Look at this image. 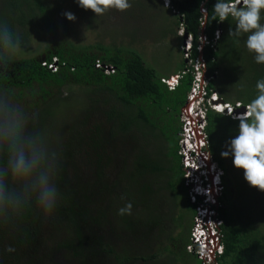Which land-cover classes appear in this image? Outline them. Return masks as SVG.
<instances>
[{
  "label": "trees",
  "instance_id": "trees-1",
  "mask_svg": "<svg viewBox=\"0 0 264 264\" xmlns=\"http://www.w3.org/2000/svg\"><path fill=\"white\" fill-rule=\"evenodd\" d=\"M70 1L80 12H86L74 0H0V22L17 35L20 46L29 41L32 32L43 31L47 42L37 56L16 59L15 54L6 66L0 67V94L9 96L28 115V111L37 112L36 126L29 131L43 128L40 115L52 117L57 103L70 104L71 97L62 92L65 87H85L82 90L87 100L79 125L66 134L60 149L51 150L56 153L53 181L59 192L54 211L45 216L31 199L19 210L0 213V264L162 263L158 255L141 251L140 245L149 252L155 240L160 241L164 231L168 232V226L154 216H162L159 201L169 202L165 193L169 189L176 193L171 156L183 183L178 154L180 112L191 91L193 75L187 72L172 91L162 82L166 77L147 66L142 54L132 47L103 43L79 47L65 40L54 18ZM214 2L170 0L166 11L193 36L191 59L203 58L206 77H212L208 91L221 85L219 94L223 100L232 98L230 101L245 106L257 94L256 81L264 79V64L254 62L248 67L252 73L251 78H246L249 82L233 86L227 81L231 72L237 71L235 62L240 63L243 37L237 40L228 35L233 21L217 23L213 19ZM145 3L148 5L147 0ZM160 9L154 3L147 10L154 16ZM131 16H138L134 6ZM202 23L210 44L200 50ZM217 32L220 37L215 41ZM225 63L229 69L222 70ZM107 67L113 71L107 72ZM188 68L183 59L180 71ZM219 73H223V79ZM237 123L231 116L213 110L207 114L209 151L227 174L225 160L231 157L222 158L220 153L235 135ZM5 159L6 153L0 150V164ZM164 170L171 176L169 186L162 175ZM237 174L240 176L232 173L239 192L237 203H231L232 185L229 187L227 182L224 207L219 210L225 249L218 264H264V192L250 187L242 170ZM250 188L254 190L253 197L249 195ZM130 192H135L137 198ZM126 203L132 205L131 215H118L117 210ZM187 204L194 214L188 198ZM172 205L168 213L173 217L174 201ZM147 209L152 211L150 217ZM191 226L184 229L188 236L183 248L187 255L196 257L186 249ZM122 236L130 237L134 246L116 243ZM8 247L14 251H6Z\"/></svg>",
  "mask_w": 264,
  "mask_h": 264
},
{
  "label": "clouds",
  "instance_id": "clouds-1",
  "mask_svg": "<svg viewBox=\"0 0 264 264\" xmlns=\"http://www.w3.org/2000/svg\"><path fill=\"white\" fill-rule=\"evenodd\" d=\"M74 2L82 9L91 10L96 16H101L110 9L124 12L131 7V0ZM165 7L170 8V0H166ZM202 12L206 10L202 9ZM212 13L217 23L233 21L234 26L229 27L228 35L237 40L243 37V45L252 55L253 61L256 64H264V0H215ZM173 14L178 15L176 12ZM64 16L69 21L75 20L71 12H65ZM180 25V45L185 54L188 41L191 40L193 47V36L186 32L182 23ZM203 26L205 24L201 25ZM185 34L188 35L186 40ZM219 35L217 32V39ZM20 44V39L9 26L0 22V67L7 65L10 58L20 49ZM181 74L180 71L171 79L162 78V82L166 84L163 80H177L179 85ZM255 89V98L242 107L245 111L233 117L238 121L236 133L226 142V150L220 155L222 158L231 157L232 166L242 170L244 181L250 187L264 192V79L256 81ZM228 111L231 112V108ZM28 125L29 116L24 108L6 94H0V150L6 153L5 161L0 164V213L19 210L29 200L34 199L43 214L48 216L56 208L59 196L53 181L56 153L49 150L39 132L29 131ZM223 181L226 192V172ZM183 186L188 198L184 178ZM131 209V203H126L117 210V214L131 215ZM6 251L12 252L14 249L8 247Z\"/></svg>",
  "mask_w": 264,
  "mask_h": 264
},
{
  "label": "rangeland",
  "instance_id": "rangeland-1",
  "mask_svg": "<svg viewBox=\"0 0 264 264\" xmlns=\"http://www.w3.org/2000/svg\"><path fill=\"white\" fill-rule=\"evenodd\" d=\"M145 1L131 0L132 5L128 10L124 12H118L110 9L103 14L104 16H96L91 12V10L80 12V10L76 8V5L70 1L57 15H55L54 21L59 27V34L65 40L71 41L76 46L87 47L98 43H103L104 45L110 46L132 47L142 54L147 66L154 69L159 76H164L171 79L180 72L181 66L183 64V58H185L183 54V48L180 45L181 41L177 37L181 32V23L178 25L176 18L172 17L170 13L166 11L168 10L165 7L166 0H147L148 5H146ZM154 3L160 6L161 9L159 14L151 16V13L148 10L151 9V5ZM133 6L137 11V17L131 16V9ZM65 12H71L75 16V20H67L64 16ZM97 17L99 18L97 19ZM124 28L125 31L123 32ZM113 30L119 31L121 35ZM111 31L112 34H110ZM128 32H130L131 36L133 37L132 40ZM117 35H119V37H117ZM159 38H161L160 41L158 40ZM46 44L47 42L45 39V33L43 31L38 33L32 32L29 41L20 46V49L16 52V59L37 56L44 50ZM239 56L240 63L235 62L237 71L234 73L231 72L230 78L227 80L233 86L249 82L250 80L246 78H251L252 75L251 72L249 73L248 67L252 65L254 61L252 55L245 49L244 45L243 52H239ZM221 67L222 70L229 69L228 64L226 63L222 64ZM219 76L221 79L224 78L223 73H219ZM220 87L221 85L216 86L215 91L218 94ZM83 88L85 87H65L62 92L65 93L66 96L71 97V101H69L70 104L67 106L64 102L57 103L52 108V111L55 112L52 117L51 114L48 116L43 114V117L40 115L39 120L42 122L43 128H38L37 132H39L46 145L50 147V151L52 149H60V147L63 145L66 134H69L72 129H75L82 120V113L85 109L84 105L87 103L85 95L83 94ZM16 93L17 91L15 94ZM229 99L231 100L232 98ZM225 100L228 103H234L233 101L224 98V101ZM23 103L25 106V102ZM28 104L30 105V103ZM28 113L30 114L28 115L29 130L31 126H36L37 112L28 111ZM134 150L135 149H130V151ZM126 151L127 149L124 152ZM170 159L173 162V165L175 164L173 175L175 177L174 186L176 193H173L171 189L165 193L168 196L169 202L166 203L162 200L159 201V207L161 210H163L161 216L162 218L160 216H154V219L159 223L163 221L165 226H168V232L164 231L163 229L165 233L164 236H162L160 241L157 239L155 240L151 251L148 252L147 249H144L142 245H140V250L146 252L148 255H158V260L162 263L157 262V264H195V261L199 259L197 257L187 255L185 249L183 248L188 236L187 232L184 233V229L192 224L193 211L187 204L185 189L182 181L180 180L179 171L176 169V161L172 159V156ZM225 166L229 171L228 174L226 173V181L228 182L229 187L232 185V193L230 195L231 203H237V196L239 192L236 191L237 186H234V177L238 175L237 173L240 170L235 169L232 166L230 159L225 160ZM232 173L236 175L233 177ZM162 175L168 182L169 186L171 182L170 174L167 173V170H164ZM120 178L123 180L122 176H120ZM123 183H125V181H123L122 184ZM83 185L86 188L88 187V185ZM249 192V195L253 197L254 190L250 188ZM130 193L137 198L135 192ZM173 201L176 204V208L174 209V214L172 217L169 215L168 211L171 208L169 205H172ZM151 212L152 211L150 209H147V216L150 217ZM180 214H184L182 215V222H179ZM122 238L123 239L120 240L116 239V243L126 246L132 245V247L134 246V242H132L130 237L124 239L122 236ZM175 239L178 240V242H175ZM158 249H160L161 252L158 251ZM167 258H169L172 262H167Z\"/></svg>",
  "mask_w": 264,
  "mask_h": 264
},
{
  "label": "built area",
  "instance_id": "built-area-1",
  "mask_svg": "<svg viewBox=\"0 0 264 264\" xmlns=\"http://www.w3.org/2000/svg\"><path fill=\"white\" fill-rule=\"evenodd\" d=\"M201 32L200 50L203 46L210 44V40L203 33L204 26ZM217 40L215 38V41ZM191 51L192 42L190 40L187 42L184 54L189 68L183 71L180 77L191 72L194 80L187 101L180 112L181 132L178 151L188 198L194 206L193 225L187 251L195 255L202 264H218L224 252L221 232L223 221L219 216V210L224 207L225 171L209 151L206 134L207 114L209 110H213L233 118L243 113L240 111L243 105L240 102L228 103L216 91H208L212 77H206L202 57L194 61L191 59ZM52 67L56 69V64ZM106 71L112 72L113 69L107 67ZM163 81L170 90H174L178 85L177 80ZM229 108L231 112L228 111Z\"/></svg>",
  "mask_w": 264,
  "mask_h": 264
},
{
  "label": "water",
  "instance_id": "water-1",
  "mask_svg": "<svg viewBox=\"0 0 264 264\" xmlns=\"http://www.w3.org/2000/svg\"><path fill=\"white\" fill-rule=\"evenodd\" d=\"M187 37H188V35H187V34H185V36H184V40H186V39H187ZM240 111H241V112H244V111H245V109H244V108H242Z\"/></svg>",
  "mask_w": 264,
  "mask_h": 264
}]
</instances>
